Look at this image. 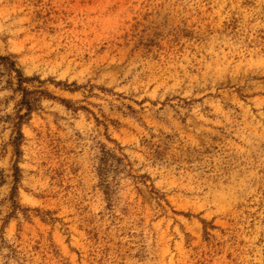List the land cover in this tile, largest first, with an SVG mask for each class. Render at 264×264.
Returning a JSON list of instances; mask_svg holds the SVG:
<instances>
[{
	"label": "rangeland",
	"instance_id": "1",
	"mask_svg": "<svg viewBox=\"0 0 264 264\" xmlns=\"http://www.w3.org/2000/svg\"><path fill=\"white\" fill-rule=\"evenodd\" d=\"M0 264H264V0H0Z\"/></svg>",
	"mask_w": 264,
	"mask_h": 264
},
{
	"label": "trees",
	"instance_id": "2",
	"mask_svg": "<svg viewBox=\"0 0 264 264\" xmlns=\"http://www.w3.org/2000/svg\"><path fill=\"white\" fill-rule=\"evenodd\" d=\"M1 59V58H0Z\"/></svg>",
	"mask_w": 264,
	"mask_h": 264
}]
</instances>
